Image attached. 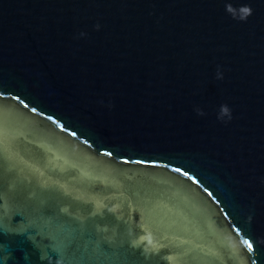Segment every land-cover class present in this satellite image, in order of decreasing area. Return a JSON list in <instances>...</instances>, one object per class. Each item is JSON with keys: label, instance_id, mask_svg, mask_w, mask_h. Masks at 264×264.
I'll return each mask as SVG.
<instances>
[{"label": "water", "instance_id": "water-1", "mask_svg": "<svg viewBox=\"0 0 264 264\" xmlns=\"http://www.w3.org/2000/svg\"><path fill=\"white\" fill-rule=\"evenodd\" d=\"M0 264H264V0H0Z\"/></svg>", "mask_w": 264, "mask_h": 264}, {"label": "clouds", "instance_id": "clouds-1", "mask_svg": "<svg viewBox=\"0 0 264 264\" xmlns=\"http://www.w3.org/2000/svg\"><path fill=\"white\" fill-rule=\"evenodd\" d=\"M222 112H224V113L229 112V109L227 108V106H222Z\"/></svg>", "mask_w": 264, "mask_h": 264}, {"label": "snow or ice", "instance_id": "snow-or-ice-1", "mask_svg": "<svg viewBox=\"0 0 264 264\" xmlns=\"http://www.w3.org/2000/svg\"><path fill=\"white\" fill-rule=\"evenodd\" d=\"M248 9L247 8H245L244 10H243V12L245 13V14H247L248 13Z\"/></svg>", "mask_w": 264, "mask_h": 264}]
</instances>
